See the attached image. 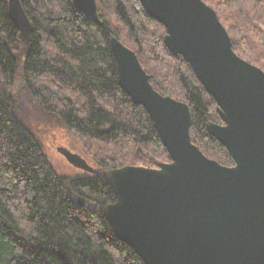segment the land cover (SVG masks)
Listing matches in <instances>:
<instances>
[{"label": "trees", "instance_id": "trees-1", "mask_svg": "<svg viewBox=\"0 0 264 264\" xmlns=\"http://www.w3.org/2000/svg\"><path fill=\"white\" fill-rule=\"evenodd\" d=\"M204 1L235 51L264 66V0ZM20 2L32 24L27 46L8 0H0V264H146L104 215L116 200L105 170L171 157L144 106L120 86L110 38L136 51L159 92L189 104L193 142L232 166L206 128L221 120L216 100L183 56L170 52L165 26L141 0H98L100 24L72 0ZM54 125L73 133L101 172L58 174L40 131Z\"/></svg>", "mask_w": 264, "mask_h": 264}, {"label": "water", "instance_id": "water-1", "mask_svg": "<svg viewBox=\"0 0 264 264\" xmlns=\"http://www.w3.org/2000/svg\"><path fill=\"white\" fill-rule=\"evenodd\" d=\"M72 3L101 23L98 0ZM141 3L165 26L169 50L183 56L215 98L223 123L208 121L206 128L235 163L208 157L193 143L189 104L159 92L136 51L112 36L120 86L149 113L171 161L106 170L116 200L104 215L146 264H264V70L235 52L204 0ZM8 16L27 46L32 24L20 0H8ZM60 150L75 167L98 172L81 154Z\"/></svg>", "mask_w": 264, "mask_h": 264}, {"label": "rangeland", "instance_id": "rangeland-1", "mask_svg": "<svg viewBox=\"0 0 264 264\" xmlns=\"http://www.w3.org/2000/svg\"><path fill=\"white\" fill-rule=\"evenodd\" d=\"M126 45V44H125ZM169 49V48H168ZM235 50V49H234ZM171 52V51H170ZM236 52V51H235ZM172 53V52H171ZM237 53V52H236ZM173 54V53H172ZM238 54V53H237ZM174 55V54H173ZM239 55V54H238ZM175 56V55H174ZM182 56V55H180ZM245 59V58H244ZM247 60V59H246ZM249 61V60H248ZM251 62V61H249ZM253 63V62H251ZM255 64V63H253ZM257 65V64H255ZM263 65V64H262ZM260 68L264 66L257 65ZM192 67V66H191ZM264 70V68H262ZM207 91V90H206ZM211 95V94H210ZM171 96V95H170ZM173 97V96H172ZM213 97V96H212ZM175 98V97H174ZM214 98V97H213ZM177 99V98H176ZM215 99V98H214ZM179 100V99H178ZM183 101V100H182ZM215 122V121H214ZM217 123H223L222 120L216 121ZM42 133L43 137V144H44V149L47 154L48 159L52 163L53 167L57 171L58 174L64 175V176H80L88 173L89 172L85 169L75 167L73 164H71L64 154L61 152L60 148L61 147H67L69 150L72 152H76L81 154L87 161L88 163L96 168L98 172H101V168L98 165L97 162L92 160L91 157L85 152V150L82 148L81 143L79 142V139L74 136L73 133L69 132L68 130L65 129V127H62V125H54L51 128H44L40 130ZM39 131V132H40ZM192 137V136H191ZM193 141V140H192ZM194 143V142H193ZM197 145V144H196ZM198 146V145H197ZM199 147V146H198ZM200 148V147H199ZM201 149V148H200ZM202 150V149H201ZM203 151V150H202ZM204 153V152H203ZM205 154V153H204ZM207 155V154H205ZM208 156V155H207ZM211 157V156H208ZM214 158V157H211ZM216 159V158H215ZM171 161V160H170ZM168 161V162H170ZM166 162V161H165ZM127 164H133V165H143V164H134V163H127ZM124 164V165H127ZM158 164V163H157ZM123 165V166H124ZM146 166V165H144ZM121 167V166H120ZM152 167V166H150ZM157 167V165L153 166ZM117 168V167H115ZM108 170V169H106ZM105 170V171H106ZM97 172V173H98ZM103 172V171H102Z\"/></svg>", "mask_w": 264, "mask_h": 264}]
</instances>
